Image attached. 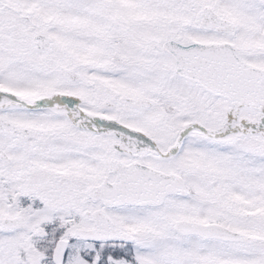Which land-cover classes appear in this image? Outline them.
Segmentation results:
<instances>
[{"label": "snow or ice", "instance_id": "1", "mask_svg": "<svg viewBox=\"0 0 264 264\" xmlns=\"http://www.w3.org/2000/svg\"><path fill=\"white\" fill-rule=\"evenodd\" d=\"M0 264H264V0H0Z\"/></svg>", "mask_w": 264, "mask_h": 264}]
</instances>
